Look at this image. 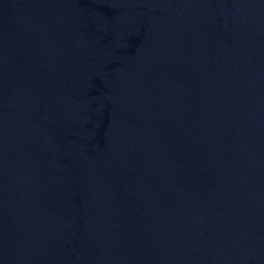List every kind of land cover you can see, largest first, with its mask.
<instances>
[{
	"label": "water",
	"instance_id": "1",
	"mask_svg": "<svg viewBox=\"0 0 264 264\" xmlns=\"http://www.w3.org/2000/svg\"><path fill=\"white\" fill-rule=\"evenodd\" d=\"M0 264H264V0H0Z\"/></svg>",
	"mask_w": 264,
	"mask_h": 264
}]
</instances>
